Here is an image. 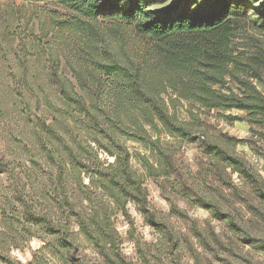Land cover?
Returning a JSON list of instances; mask_svg holds the SVG:
<instances>
[{"label": "trees", "instance_id": "obj_1", "mask_svg": "<svg viewBox=\"0 0 264 264\" xmlns=\"http://www.w3.org/2000/svg\"><path fill=\"white\" fill-rule=\"evenodd\" d=\"M57 1L71 11L68 21L37 27L21 13L0 14V174L10 177L18 205L12 222L3 219L30 237L45 233V248L63 259L79 237L105 264H117L115 217L129 219V205L173 236L150 207L129 143L142 148L141 168L157 178L175 169L164 136L193 141L202 111L230 123L241 118L227 113L244 112L264 129L257 87L264 47L235 46L246 26L264 32V13L245 9L251 0H198L194 11L186 0L163 14L144 0ZM184 107L188 119L179 115ZM208 149L223 170L264 190L246 160Z\"/></svg>", "mask_w": 264, "mask_h": 264}, {"label": "rangeland", "instance_id": "obj_2", "mask_svg": "<svg viewBox=\"0 0 264 264\" xmlns=\"http://www.w3.org/2000/svg\"><path fill=\"white\" fill-rule=\"evenodd\" d=\"M144 1L149 4V10L163 14L186 0ZM106 2L107 5L114 3ZM197 2L187 1L190 10L196 9ZM242 5L254 16L264 13V0H251ZM65 6L57 0L42 3L0 0V14L21 13L23 23L31 21V25L39 27V24L52 25L54 19L68 21L72 13ZM108 12L118 14V5L108 8ZM110 22L113 21L104 23ZM235 46L246 50L263 48L264 32L246 26ZM257 87L264 94V83L257 82ZM186 110L184 107L179 111L182 119H188ZM199 114L193 141L164 136L165 148L173 154L175 169L160 177H149L144 172L137 154L145 155V152L138 144L129 143L134 154L133 167L144 180L150 207L173 236L162 232V228L148 225L131 204L129 219L115 217V227L122 240L117 264H264V190L260 192L246 184L232 169L223 170L208 152L209 146L228 149L246 160L264 182V129L252 125L244 112L227 113L241 118L234 123L225 121L217 111ZM150 161L155 162L152 156ZM14 191L10 177L0 174V234L5 235L6 241L0 247V264H105L79 237L63 259L54 254L51 246L45 248L48 241L45 233L30 237L23 226L15 221L11 225L10 217L18 208ZM212 205H218L223 214H231L232 220H219L215 210L210 209ZM3 216H8L11 222L4 223Z\"/></svg>", "mask_w": 264, "mask_h": 264}]
</instances>
